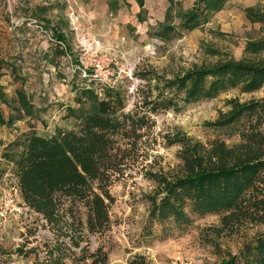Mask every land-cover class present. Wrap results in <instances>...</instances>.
<instances>
[{"label":"rangeland","instance_id":"1","mask_svg":"<svg viewBox=\"0 0 264 264\" xmlns=\"http://www.w3.org/2000/svg\"><path fill=\"white\" fill-rule=\"evenodd\" d=\"M195 2L146 0L142 11L137 0H0L1 85L9 98L24 88L32 96L37 113L11 127L0 123V174H5L2 186L10 187L15 178L12 165L1 159L8 144L32 128L44 136L52 135L58 127L76 129L75 120L66 116L68 107H76L73 82L83 86L85 71L91 77L101 76V83L120 89L129 110L136 101V89L146 84L140 75L173 80L192 69L212 68L229 61L264 65V48L254 51L250 46L264 42V24H253L247 17L250 9L264 12V0H227L206 23L187 31L180 28L181 16L191 11ZM38 6H52L39 16L50 24L34 17ZM60 22L68 46V55L64 56L58 55L60 45L52 31ZM169 26L176 28L170 39L158 35ZM96 61L101 68L95 67ZM214 80L208 78L206 86ZM232 100H264V87L249 92L242 80L226 78L224 87L210 98L187 105L182 102L180 111L173 109L156 117L157 144L149 151L148 161L138 163L135 171L127 172L111 187L112 225L107 232L90 236L92 251L101 248L107 252L109 264H131L139 258H144L146 264H219L220 259L202 239V233L218 226L220 217L193 215V222L185 227L152 223L144 199L151 188L142 170L149 169L150 164L165 169L178 164L179 148L165 146L158 134L181 132L203 143L220 139L229 146L238 144L241 139L237 125L208 126L231 109ZM0 111L7 120L8 106L2 104ZM9 209L12 212L8 217L0 219V264H33L34 255L21 256L17 250L24 244L30 250L52 242V234L43 218L26 207L20 197L13 198ZM263 230L243 229L241 235L224 237L218 243L235 254Z\"/></svg>","mask_w":264,"mask_h":264},{"label":"trees","instance_id":"2","mask_svg":"<svg viewBox=\"0 0 264 264\" xmlns=\"http://www.w3.org/2000/svg\"><path fill=\"white\" fill-rule=\"evenodd\" d=\"M145 1L137 0L142 11ZM226 2L196 0L193 9L181 16L180 28H198ZM51 9L38 6L34 17L50 24L39 16ZM247 17L253 24H264V12L250 9ZM60 26L61 22L52 31L59 41L58 55L64 56L68 46ZM172 27L158 35L170 39L176 32ZM250 46L259 51L264 42ZM2 68L0 63V107L7 105L10 115L6 120L0 111V123L11 127L37 113L24 88L12 98L5 94ZM83 77V86L73 82L76 107H68L66 116L75 120V130L58 127L44 136L32 128L8 144L2 154L1 159L14 168L23 203L43 218L53 237L52 242L30 250L27 244L17 250L21 256L34 255L33 264H109L108 253L101 248L92 251L89 239L111 228L113 184L149 160V151L157 144L156 117L173 109L180 111L182 102L187 105L210 98L224 87L226 78L242 80L249 92L259 90L264 87V65L229 61L192 69L173 80L140 75L146 84L136 89V101L129 110L120 89L92 80L90 74ZM210 77L215 80L207 87ZM230 105L228 112L208 126L237 125L238 144L229 146L220 139L203 143L181 132L158 134L165 146L179 148L178 164L168 169L150 164L142 170L151 188L144 199L149 219L159 225L170 222L185 227L193 222V215H218L219 225L206 229L202 239L213 247L219 264H264V230L235 254L218 243L224 237L241 235L243 229L264 228V100H232ZM4 175L0 174V182ZM131 264L146 262L139 258Z\"/></svg>","mask_w":264,"mask_h":264},{"label":"built area","instance_id":"3","mask_svg":"<svg viewBox=\"0 0 264 264\" xmlns=\"http://www.w3.org/2000/svg\"><path fill=\"white\" fill-rule=\"evenodd\" d=\"M95 67L97 69L101 68L99 62L96 61ZM84 76H88L86 71L84 72ZM93 77L95 80L103 81L101 76L97 74H95ZM2 184L3 182H0V194L2 196V200L0 201V219H5L8 217L9 213L12 212V210L9 208L12 207L13 198L20 197V188L15 178L10 182V187L7 186V184L2 186Z\"/></svg>","mask_w":264,"mask_h":264},{"label":"crops","instance_id":"4","mask_svg":"<svg viewBox=\"0 0 264 264\" xmlns=\"http://www.w3.org/2000/svg\"><path fill=\"white\" fill-rule=\"evenodd\" d=\"M5 176V175H4ZM3 182V179L1 180V183Z\"/></svg>","mask_w":264,"mask_h":264}]
</instances>
